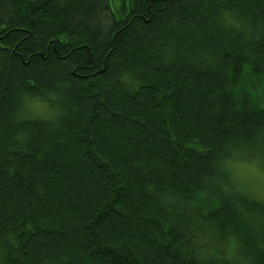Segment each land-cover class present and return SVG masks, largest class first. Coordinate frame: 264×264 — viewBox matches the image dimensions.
I'll return each instance as SVG.
<instances>
[{"label": "trees", "instance_id": "16d2710c", "mask_svg": "<svg viewBox=\"0 0 264 264\" xmlns=\"http://www.w3.org/2000/svg\"><path fill=\"white\" fill-rule=\"evenodd\" d=\"M226 160L264 164V0H0V264H264Z\"/></svg>", "mask_w": 264, "mask_h": 264}, {"label": "clouds", "instance_id": "9594fccd", "mask_svg": "<svg viewBox=\"0 0 264 264\" xmlns=\"http://www.w3.org/2000/svg\"><path fill=\"white\" fill-rule=\"evenodd\" d=\"M224 21L227 25L233 28H239V22L232 18L231 14L224 13ZM124 80L128 79L127 74L122 75L121 77ZM47 95H52L51 93H46ZM23 107L25 111H31L33 117H43L48 120H54L59 114V109L50 107L47 103L43 102L39 96H28L25 95L23 98ZM21 118H23V112L21 113ZM225 164L230 168H235L239 174V169L241 167H246L248 169V176H241L240 179L244 180L246 183L251 184L255 189L260 190L261 196H264V164H261L259 161H254L250 165L241 166L235 165L230 160H226ZM236 248L235 240L229 238L227 244V256L229 259H232L234 251Z\"/></svg>", "mask_w": 264, "mask_h": 264}, {"label": "rangeland", "instance_id": "374dc122", "mask_svg": "<svg viewBox=\"0 0 264 264\" xmlns=\"http://www.w3.org/2000/svg\"><path fill=\"white\" fill-rule=\"evenodd\" d=\"M31 112V111H30ZM254 161L250 162H233L235 165L246 166L252 164ZM249 172L246 167H241L239 169V174L235 168H231V176L237 186V188L244 193L254 195L260 199H264V196H261L260 190L255 189L251 184L246 183L244 180L240 179L241 176H248Z\"/></svg>", "mask_w": 264, "mask_h": 264}, {"label": "bare ground", "instance_id": "6f19581e", "mask_svg": "<svg viewBox=\"0 0 264 264\" xmlns=\"http://www.w3.org/2000/svg\"><path fill=\"white\" fill-rule=\"evenodd\" d=\"M25 95L23 94V95H20V98H19V100H20V104L22 105L23 104V97H24ZM29 96V95H28Z\"/></svg>", "mask_w": 264, "mask_h": 264}]
</instances>
